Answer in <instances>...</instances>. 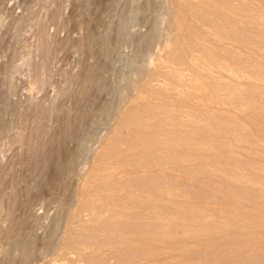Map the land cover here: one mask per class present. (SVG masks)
I'll return each instance as SVG.
<instances>
[{"label": "rangeland", "instance_id": "1", "mask_svg": "<svg viewBox=\"0 0 264 264\" xmlns=\"http://www.w3.org/2000/svg\"><path fill=\"white\" fill-rule=\"evenodd\" d=\"M0 264H264V0H0Z\"/></svg>", "mask_w": 264, "mask_h": 264}, {"label": "bare ground", "instance_id": "2", "mask_svg": "<svg viewBox=\"0 0 264 264\" xmlns=\"http://www.w3.org/2000/svg\"><path fill=\"white\" fill-rule=\"evenodd\" d=\"M151 31V30H150Z\"/></svg>", "mask_w": 264, "mask_h": 264}]
</instances>
